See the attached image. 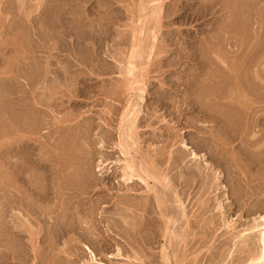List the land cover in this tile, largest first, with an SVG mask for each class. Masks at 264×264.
<instances>
[{"label":"rangeland","instance_id":"obj_1","mask_svg":"<svg viewBox=\"0 0 264 264\" xmlns=\"http://www.w3.org/2000/svg\"><path fill=\"white\" fill-rule=\"evenodd\" d=\"M260 215L264 0H0V264H251Z\"/></svg>","mask_w":264,"mask_h":264},{"label":"bare ground","instance_id":"obj_2","mask_svg":"<svg viewBox=\"0 0 264 264\" xmlns=\"http://www.w3.org/2000/svg\"><path fill=\"white\" fill-rule=\"evenodd\" d=\"M156 1V0H155ZM158 7V6H157ZM159 10V9H158ZM155 11V10H154ZM154 13H156V12H154ZM153 15V14H152ZM158 15V14H157ZM151 16V15H150ZM153 18V17H152ZM134 46V45H133ZM142 46V45H141ZM139 47V46H138ZM144 48V47H143ZM141 52V54H142V52H143V50L142 51H140ZM140 52L138 51V49H136V52L134 53V56H136V57H138V56H140ZM133 53V52H132ZM131 53V54H132ZM133 56V55H132ZM133 56V57H134ZM130 57V56H129ZM128 57V58H129ZM130 60V59H129ZM133 61V60H132ZM134 62V61H133ZM132 62V63H133ZM131 63V64H132ZM130 64V65H131ZM140 64V63H139ZM134 65H136V64H134ZM132 66V67H130V69H129V72H133L134 71V69H135V67L136 66ZM133 73H135V72H133ZM130 74V73H129ZM133 75V74H132ZM134 79L135 78H133V81H134ZM137 79V78H136ZM131 81V80H130ZM132 83V82H131ZM135 85H136V80H135V83H134ZM133 86V85H132ZM142 86V85H141ZM131 88V87H130ZM137 90V92H138V95H137V97L136 98H138V103L136 102V103H132V106L130 107V105H128L129 106V109L127 110V112H126V118H125V124L122 126V131H121V133H120V145L119 146H121V148H122V150H123V153H124V155H125V157H126V166H125V172L126 171H128L129 172V177H128V183L129 182H131V180L133 181L134 179L131 177V176H133V177H136V179H138L139 181L141 180V182L142 183H144L145 184V186H147V192H152L153 194H154V196L156 197V199H158V200H160L161 201V199L163 200L164 199V196H162L163 194H162V191L164 192V190L166 189V185L167 184H165V181H166V177L163 175V173L161 174L160 172H158V171H156V170H154L155 169V166L154 165H150L147 161H145L146 159L145 158H143V159H145V160H143V159H141L140 160V158L137 160L136 158H135V156L130 152V144L128 143V139L131 137L132 138V135H133V133H135V129H136V119H137V115L139 114V109H138V105H139V101H141L142 99H143V91H144V89L142 88V87H137L136 86V88L135 87H132L130 90ZM136 93V92H135ZM135 98V97H134ZM133 98V99H134ZM134 101H136V100H134ZM130 104V103H129ZM125 110V109H124ZM122 116H123V114H122ZM121 116V117H122ZM130 117V118H128V117ZM123 122V121H122ZM120 125V124H119ZM121 126V125H120ZM120 126H119V129H120ZM136 134V133H135ZM130 138V139H131ZM131 141H133V140H131ZM132 143V142H131ZM140 157H141V155H140ZM197 157H198V155L195 153V152H192L191 153V159H197ZM160 170H162V169H160ZM159 170V171H160ZM161 172H163V171H161ZM127 173V172H126ZM124 174V173H123ZM165 174V173H164ZM124 176H125V174H124ZM127 176V175H126ZM125 176V177H126ZM126 179V178H125ZM150 180H152L153 182V184H150ZM126 181V180H125ZM128 183H126V185L128 186ZM133 184H135V180H134V182H132ZM130 185V184H129ZM222 188V187H221ZM174 190V189H173ZM162 194V195H161ZM165 195H167V197H168V194H166V191H165V193H164ZM177 194H178V191H177ZM149 195V194H148ZM143 196V195H142ZM145 196V195H144ZM143 196V197H144ZM178 196V195H177ZM132 197V196H131ZM150 197V196H149ZM145 198V197H144ZM169 198V197H168ZM143 199V198H142ZM146 200V199H145ZM144 200V201H145ZM167 200H169V199H166L165 200V202L167 201ZM147 201H148V199H147ZM150 202V201H149ZM164 202V203H165ZM129 203V202H128ZM127 203V204H128ZM139 203V202H138ZM137 203V204H138ZM163 202H162V204H164ZM131 204V203H130ZM132 204H135V205H137L136 203H132ZM144 204H146V202H143L141 205V209H142V211H141V213L143 212V209L145 210L146 209V211H147V207H146V205H144ZM149 204V203H148ZM159 204V203H158ZM139 205H140V203H139ZM138 205V206H139ZM165 205V204H164ZM144 206V207H143ZM148 206V205H147ZM173 206V205H172ZM143 207V208H142ZM162 207H164V206H161L160 208H162ZM169 208L170 207H166L165 206V210H169ZM137 209H140V207H138ZM140 209V210H141ZM150 209V208H149ZM148 209V210H149ZM162 211V210H161ZM173 211V210H172ZM145 212V211H144ZM148 212V211H147ZM132 213H134V212H132ZM165 213H169V212H165ZM173 213H174V211H173ZM176 214H177V212H176ZM182 215H184L183 213H181ZM134 216V215H133ZM144 216V215H143ZM165 216H167V222H169V220H171V219H173L172 217H170V216H174V215H170V213H169V216L168 215H165V214H163V217H165ZM185 216V215H184ZM260 218H261V220H262V225H263V227H262V229H261V231H260V235H261V243H262V248H261V250H260V252H258L255 256H254V254H253V256L254 257H252L253 259L251 260V264H264V215H260ZM175 220H176V218H175ZM179 221V220H178ZM188 221V220H187ZM166 222V223H167ZM177 222V221H176ZM184 222V221H183ZM147 223V222H146ZM173 223H174V221H173ZM178 223V222H177ZM135 226V225H134ZM228 226H229V224H228ZM257 226V225H256ZM145 228V227H144ZM166 228H167V225H166ZM171 228V227H170ZM166 231H167V229H166ZM165 231V232H166ZM169 231L170 232H172L173 233V231H171L170 229H169ZM170 232H168V234L170 233ZM166 235V234H165ZM178 235V234H177ZM170 236V235H169ZM162 237V236H161ZM169 238V237H168ZM167 238V239H168ZM169 243H171L170 241H171V239H170V241H169V239L167 240ZM155 242V241H154ZM158 242V241H157ZM156 243V242H155ZM172 244V243H171ZM175 244V243H174ZM174 244H173V246H174ZM171 246V245H170ZM172 247V246H171ZM175 247V246H174ZM135 250V249H134ZM140 254V253H139ZM177 254V253H176ZM141 255H143V257H144V254L142 253ZM172 255L174 256L175 255V253H173L172 252ZM178 255V254H177ZM161 258H163L162 259V263L163 264H171L170 263V261L168 260L169 259V255H168V252L166 251V245L165 244H163V246H162V254H161ZM174 258H176L175 256H174ZM50 259V258H49ZM160 259V258H159ZM251 259V258H250ZM155 260V259H154ZM176 260V259H175ZM144 262H146V261H144ZM150 262H151V260H150ZM198 262V261H197ZM137 263V262H136ZM133 264V263H132ZM135 264V263H134ZM196 264V263H195Z\"/></svg>","mask_w":264,"mask_h":264}]
</instances>
